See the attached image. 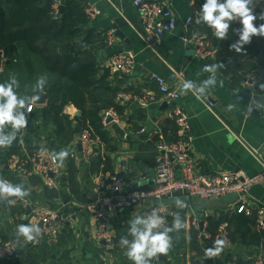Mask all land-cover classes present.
<instances>
[{
  "label": "crops",
  "instance_id": "0c3cea01",
  "mask_svg": "<svg viewBox=\"0 0 264 264\" xmlns=\"http://www.w3.org/2000/svg\"><path fill=\"white\" fill-rule=\"evenodd\" d=\"M82 1L98 13L89 21L88 26L98 37L84 56V60L97 67L96 81L134 98L149 95L155 103L147 107H142L136 100L126 103L122 118H118L121 126L111 120L104 126L111 146L116 148L115 152L105 153L101 146L97 153L92 152L89 162L83 160L82 153L76 148L81 132H73L74 140L61 148L52 129L44 126L40 120L34 125L36 131L33 132V128L29 131L32 125L28 130H21L19 144L23 157L40 147H45L52 153L68 152L63 166H58L56 187L53 189H46L38 177L12 173L7 165L10 158L7 160L4 157L8 148H1L3 156H0V179L13 185H22L29 192L25 199L32 209L58 210L73 214V219L64 224L54 242H44L34 249L19 247L16 259L0 264H25L21 262L22 259H29L36 264H131L125 254L126 248L120 241L122 238L131 239L128 235L130 220L150 213L153 206L121 210L112 217L110 232L113 250H108L104 244L94 240L95 221L87 213H79L77 207L94 200L102 184L110 178V174L103 173L101 158L104 154L112 159L113 173H117L128 190L146 191L153 187L157 152L149 137L159 129L165 138L172 139L174 125L171 111L174 106L181 107L189 119L190 156L196 171L207 176L235 171H243L249 177L263 174L261 181L249 191L248 199L264 206V108L257 109L252 104L256 101L264 105V94L254 92V85L249 78L233 82L218 70L216 85L210 87L207 94L199 100L192 92L185 94L182 87L186 80L199 87L211 75L203 70L204 66L217 64L216 49L203 29L195 23L201 3L197 0H156L172 8L180 23L189 17L193 18L189 35L205 37L209 50L215 52L213 60L195 57L193 48L182 43L185 32L180 24L172 33L164 35L158 44L150 45L145 42L132 0ZM118 21H123L125 25L119 26ZM112 32L114 41L109 44L107 39ZM116 32L123 36H116ZM119 54L134 57L130 75L107 68L108 59ZM155 77L180 90L178 102L163 100L153 81ZM229 105H232L231 110ZM250 105L253 113L248 116ZM43 106H35V111ZM16 157L13 160H18ZM122 166L125 167L124 170ZM176 198L183 200L187 207L176 208ZM236 200L237 198L224 201L187 200L180 195L155 204L157 207L165 205L166 226L170 227L173 214L179 213L184 227L170 233V249L154 259L153 264H253L259 252L264 255V249L261 246L246 247L240 242L227 241L222 227L220 235L215 238L223 242L222 252L216 257L206 255L210 244L202 237L205 229L201 231L199 225L202 223L206 228L208 219L219 221L223 217H237L232 214ZM26 217L27 210H23L17 201L11 204L0 202V241L17 243V226L27 225ZM246 218L255 226V213ZM194 219L198 222L196 228L192 227Z\"/></svg>",
  "mask_w": 264,
  "mask_h": 264
},
{
  "label": "trees",
  "instance_id": "16d2710c",
  "mask_svg": "<svg viewBox=\"0 0 264 264\" xmlns=\"http://www.w3.org/2000/svg\"><path fill=\"white\" fill-rule=\"evenodd\" d=\"M197 2L202 5L204 0ZM257 4L259 7L255 8L254 14L259 17L264 13V0H259ZM85 6L82 0H64V10H59L58 15L54 16L51 0H0V57L5 60L0 70V83L6 82L10 74L15 75L20 83L19 94L33 95L37 78L46 74L45 88L41 93L46 97L45 104L39 111L28 115L25 130L32 125L29 131L32 128L33 132L36 131L34 125L40 120L44 126L52 129L53 136L60 141L62 148L74 140L73 125H76L82 133L89 135L90 140L98 141L92 148L93 154L101 146L109 154L114 153L116 148L111 146V140L102 125V117L111 110L122 118L124 107L115 102L119 94L116 90L96 81L97 67L84 60L98 37L95 31L88 28L90 20ZM254 23L259 26L264 20L258 19ZM199 26L216 49L217 64L224 65L218 69L221 75L233 82L254 79V92L263 95L260 85L264 84V38L253 37L251 43L237 54L230 50V46L239 39L237 32L242 28L239 22L230 26L228 39L224 41H218L205 25ZM66 107L74 108L80 117L65 115ZM175 134L174 126L172 139L165 140L175 142ZM20 135L21 132L8 147L4 155L7 160L16 156L18 160L25 159L20 154ZM1 151L0 148V156H3ZM101 163L103 173L112 175L114 166L109 155L104 154ZM221 227L227 241L264 249V231H257L254 223L242 215L223 217L219 221L208 219L205 233L210 238L207 240L210 249L214 248Z\"/></svg>",
  "mask_w": 264,
  "mask_h": 264
},
{
  "label": "built area",
  "instance_id": "2783aa9c",
  "mask_svg": "<svg viewBox=\"0 0 264 264\" xmlns=\"http://www.w3.org/2000/svg\"><path fill=\"white\" fill-rule=\"evenodd\" d=\"M78 2V0H74ZM64 0H51V11L54 16L58 15ZM132 5L138 13L142 27L143 38L150 45L158 44L164 35L172 33L180 24L185 32L182 43L191 46L195 57L205 59H215V52L209 50L208 42L204 36L189 35V28L193 18L189 17L179 22L176 13L169 6L163 5L156 0H132ZM86 14L89 20L93 19L97 13L93 7H87ZM108 43L114 41V33L108 35ZM5 60L0 57V70ZM107 68L115 69L123 75H130L134 67V57L129 54H119L112 56L106 62ZM179 77L182 75L179 74ZM158 93L163 100L169 103H176L180 99V90L168 86L163 79L153 78ZM253 83L254 79H250ZM136 100L142 107H147L155 103L153 97L143 95L134 98L131 95L119 93L115 102L124 106L126 103ZM35 106L32 104L30 110L26 108V115H32ZM65 115L70 118L75 117L76 110L66 107ZM253 113L248 111V116ZM119 117L111 110L107 111L102 117V125L106 126L108 120L114 121L119 126ZM171 119L176 128L175 142H167L163 133L157 129L150 135L157 155L154 160V185L149 190H128L117 173H113L99 189L94 200L77 207L78 212L87 213L95 221L94 240L111 250L113 248V238L110 232L112 217L121 210L132 209L152 205L158 214L164 217L165 210L155 204L165 200H172L177 196H183L187 200L217 201L224 197L236 195L232 214L253 216L255 213V226L259 230H264V206L249 201L248 193L251 188L257 185L263 174L249 177L243 171L231 173H219L214 176L203 175L196 171L195 165L190 156V125L187 115L179 106H174L171 111ZM143 131H141L142 133ZM82 133V132H81ZM81 153L84 161L89 162L92 155V148L98 141H92L89 135L82 133L79 138ZM53 154L45 147L38 148L31 156L23 160H8V167L12 173L21 176H35L41 179L46 189L56 187L55 175L58 172V163L54 162ZM125 167L122 166V170ZM14 199L22 206L23 210L29 209L26 223L40 227V235L35 242H27L22 237L13 243L11 241H0V262H11L16 259L19 247L34 249L44 242H54L64 224L73 219V214H65L58 210L47 211L32 209L25 198L9 197ZM197 220H192V227H197ZM205 229V225H203ZM202 237L209 240V236L202 232ZM218 239H215L214 246ZM216 257V256H214ZM231 264H238L233 262ZM253 264H264V255L259 252Z\"/></svg>",
  "mask_w": 264,
  "mask_h": 264
},
{
  "label": "clouds",
  "instance_id": "9594fccd",
  "mask_svg": "<svg viewBox=\"0 0 264 264\" xmlns=\"http://www.w3.org/2000/svg\"><path fill=\"white\" fill-rule=\"evenodd\" d=\"M264 20V13L259 17L254 14L253 0H204L200 10L197 12L195 23L205 25L211 30L212 35L218 41L228 39L230 26L234 22L242 25L237 32L239 39L230 46V50L237 54L242 52L245 45L251 43L253 37L264 38V23L256 26L257 20ZM224 67L223 64L205 65L204 71L210 73L208 79L197 87L190 80L183 83L184 93L192 92L196 99H201L207 94L210 87L217 83V70ZM45 75L37 78L33 92L42 93L45 88ZM20 83L15 75H9L6 82L0 83V148L10 147L17 140V134L28 125L26 108L40 99L39 95H20L18 89ZM264 91V84L260 85ZM257 108H264V105L253 101ZM229 110L232 105L228 106ZM252 111V106H249ZM6 129H10L6 131ZM68 157L67 151H60L53 154V161L62 167ZM29 192L22 185H13L0 179V202L15 203L9 197L25 198ZM164 204L160 205L163 210ZM175 207L184 209L187 204L180 198L175 199ZM184 227L179 213L173 214L171 226H166L165 218L158 214L157 209L150 213L135 216L129 222L128 235L131 239L122 238L120 243L126 248V256L131 264H153L154 259L159 255L166 254L172 245L171 232L179 231ZM41 229L37 225L21 224L17 226V238H23L27 242H35L40 235ZM223 250V242L216 241L214 248L207 249L209 257L218 256Z\"/></svg>",
  "mask_w": 264,
  "mask_h": 264
},
{
  "label": "water",
  "instance_id": "95a60500",
  "mask_svg": "<svg viewBox=\"0 0 264 264\" xmlns=\"http://www.w3.org/2000/svg\"><path fill=\"white\" fill-rule=\"evenodd\" d=\"M63 10H64V7H61V8H60V12H62ZM117 24H118L119 26H120V25H122V26L125 25V23H123V21H118ZM115 35L118 36V37H122V36H123V35H121L120 32H116ZM35 95H39V96H40V99L34 103V106H42V105H44V104H45V101H46V97H45V95H43V94H41V93H35ZM75 117H80V113L77 112V113L75 114ZM109 122H110V120H108L106 123H109ZM73 132H74V133H80V132H81V129L77 126V127L74 128ZM76 148H77V150H78L79 152L82 151V149H81V145H80V144H78V145L76 146ZM93 160H95V159H93ZM234 198H237V196H236V195L227 196V197L222 198L221 201H222V200H223V201H224V200H228V199H234ZM94 199H95V198H94ZM217 201H218V200H217ZM28 214H29V209L27 210V215H28ZM199 228H200L201 231H203L202 223L199 225ZM21 262H22V263H25V264H36V263H34L33 261H30L29 259H22Z\"/></svg>",
  "mask_w": 264,
  "mask_h": 264
},
{
  "label": "rangeland",
  "instance_id": "374dc122",
  "mask_svg": "<svg viewBox=\"0 0 264 264\" xmlns=\"http://www.w3.org/2000/svg\"><path fill=\"white\" fill-rule=\"evenodd\" d=\"M259 2V0H253V5H254V10H255V8H258L259 6V4H257ZM114 249V243H113V248L111 249V250H113Z\"/></svg>",
  "mask_w": 264,
  "mask_h": 264
},
{
  "label": "bare ground",
  "instance_id": "6f19581e",
  "mask_svg": "<svg viewBox=\"0 0 264 264\" xmlns=\"http://www.w3.org/2000/svg\"><path fill=\"white\" fill-rule=\"evenodd\" d=\"M28 116V115H27Z\"/></svg>",
  "mask_w": 264,
  "mask_h": 264
}]
</instances>
